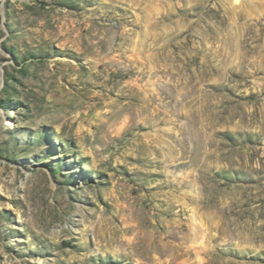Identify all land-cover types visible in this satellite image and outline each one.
<instances>
[{
	"label": "rangeland",
	"instance_id": "1",
	"mask_svg": "<svg viewBox=\"0 0 264 264\" xmlns=\"http://www.w3.org/2000/svg\"><path fill=\"white\" fill-rule=\"evenodd\" d=\"M0 264H264V0H0Z\"/></svg>",
	"mask_w": 264,
	"mask_h": 264
},
{
	"label": "bare ground",
	"instance_id": "2",
	"mask_svg": "<svg viewBox=\"0 0 264 264\" xmlns=\"http://www.w3.org/2000/svg\"><path fill=\"white\" fill-rule=\"evenodd\" d=\"M236 2L239 4L241 2V0H236Z\"/></svg>",
	"mask_w": 264,
	"mask_h": 264
}]
</instances>
